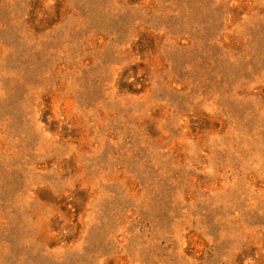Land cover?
Segmentation results:
<instances>
[{"label":"rangeland","instance_id":"obj_1","mask_svg":"<svg viewBox=\"0 0 264 264\" xmlns=\"http://www.w3.org/2000/svg\"><path fill=\"white\" fill-rule=\"evenodd\" d=\"M0 264H264V0H0Z\"/></svg>","mask_w":264,"mask_h":264}]
</instances>
